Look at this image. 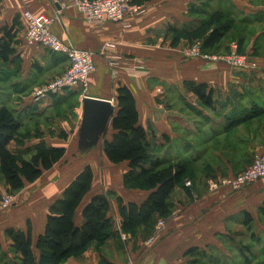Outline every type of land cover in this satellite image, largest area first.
<instances>
[{
    "label": "crops",
    "instance_id": "crops-1",
    "mask_svg": "<svg viewBox=\"0 0 264 264\" xmlns=\"http://www.w3.org/2000/svg\"><path fill=\"white\" fill-rule=\"evenodd\" d=\"M141 4L146 11L121 26L89 23L70 0H0V41L10 27L14 35L13 53L7 59L0 55V105L13 109L23 123L21 142L12 145L17 142L13 140L9 146L24 150L44 142L66 147L60 161L34 182L26 181L17 192L9 190L0 171V199L7 193L16 197L12 207L0 212L2 248H9L5 230L11 226L24 230L31 226L35 243L44 231L50 204L89 164L94 181L83 204L95 194L112 191L109 215L115 233L104 244L94 242L63 264H102L103 256L116 264H264V178L238 191L209 186L210 179L240 173L264 150V113L232 121L252 106L264 107V82H256L264 76V45L260 52L257 42L264 36V28L248 37L249 28H242L240 38H226L219 50L226 51L236 42L238 48L240 45L257 58L258 73L234 69L224 62H205L185 52L202 43L196 28L206 21L210 10L227 5L237 23L251 24L261 9L252 6L253 0H146ZM26 9L56 16L51 24L54 33L72 45L97 52V70L86 91L66 90L39 103L32 101L33 89L61 74L70 61L64 53L26 41L22 19ZM107 41L114 42L121 55L115 75L99 53ZM186 81L212 88L213 106L203 104ZM124 85L135 97L139 123L154 142L155 152L187 161L186 178L170 197L171 217L157 235L156 227L152 234L137 238L121 230L117 197L140 203L150 190L124 187L128 161L114 163L103 149L104 140L114 133L112 125L90 150H80L78 145L84 97L109 99L116 113L117 88ZM74 98L75 105L67 110ZM70 149L81 154L77 165L61 168ZM186 180L191 181L190 186ZM83 204L76 212L77 224L83 221ZM191 248L194 250L187 253Z\"/></svg>",
    "mask_w": 264,
    "mask_h": 264
},
{
    "label": "trees",
    "instance_id": "trees-1",
    "mask_svg": "<svg viewBox=\"0 0 264 264\" xmlns=\"http://www.w3.org/2000/svg\"><path fill=\"white\" fill-rule=\"evenodd\" d=\"M144 1L133 0L138 4ZM208 14L206 21L196 28L202 40L201 49L208 53L219 52L238 20L228 8L213 9ZM12 28L7 29L0 41V55L4 59L14 51L11 47L14 36ZM239 51L244 52L240 45ZM186 86L203 104L213 106V89L206 83L186 81ZM117 92L118 110L112 120L114 133L111 139L104 140L103 149L114 163L128 161L129 170L124 174L126 188L150 190L140 203L125 202L122 197H117L122 217L121 230L137 238L139 234H152L159 219L171 215L173 205L170 197L177 185L186 178L187 161L157 154L154 142L139 123V112L132 91L124 85L119 86ZM262 113L263 106H252L232 121H246ZM22 125L13 109L0 105V171L11 192L21 190L26 181L34 182L40 178L44 170L51 169L66 153V147L50 146L44 142L24 150L11 149L10 143L20 140ZM93 181L94 171L88 164L67 184L61 196L50 204L44 231L35 243L31 226L27 230L7 227L5 236L9 248L4 250L0 243V264H63L71 256L83 253L92 243L102 245L110 239L115 233L113 219L109 215L113 192L95 194L83 204ZM82 204L83 221L77 224L76 212ZM192 250L194 248L187 253ZM102 264L116 263L103 256Z\"/></svg>",
    "mask_w": 264,
    "mask_h": 264
},
{
    "label": "built area",
    "instance_id": "built-area-1",
    "mask_svg": "<svg viewBox=\"0 0 264 264\" xmlns=\"http://www.w3.org/2000/svg\"><path fill=\"white\" fill-rule=\"evenodd\" d=\"M85 19L91 24L113 22L121 26L129 23V19L138 16L146 11L142 4L133 0H70ZM56 16L45 13H34L26 9L22 14L25 39L29 44H40L53 52L64 53L69 58V66L52 80L36 86L32 91V101L39 103L51 95H59L66 90H87L92 74L97 70V52L91 49L80 48L64 41L51 29V24ZM202 43L197 42L188 47L185 52L189 56H200L205 62H224L234 69L248 72L259 69L256 57L239 51L238 44L233 42L229 51L203 52ZM116 45L112 41H107L101 48L100 54L107 58L111 72L117 73V65L120 57L115 51ZM264 178V150L255 154L252 163L243 171L232 176H222L209 180L210 188L227 187L231 190H242L246 186ZM187 186L191 185L190 180H186ZM14 202L12 195H4L0 199V212L8 210ZM159 219L155 235L159 234L168 219Z\"/></svg>",
    "mask_w": 264,
    "mask_h": 264
},
{
    "label": "water",
    "instance_id": "water-1",
    "mask_svg": "<svg viewBox=\"0 0 264 264\" xmlns=\"http://www.w3.org/2000/svg\"><path fill=\"white\" fill-rule=\"evenodd\" d=\"M115 115L113 102L109 99L85 96L83 116L79 130V149L90 150L112 125Z\"/></svg>",
    "mask_w": 264,
    "mask_h": 264
},
{
    "label": "rangeland",
    "instance_id": "rangeland-1",
    "mask_svg": "<svg viewBox=\"0 0 264 264\" xmlns=\"http://www.w3.org/2000/svg\"><path fill=\"white\" fill-rule=\"evenodd\" d=\"M252 6L261 9V11L258 12L259 15H258L257 19H254L255 21L251 22V24H247V23H245V21H242V22L240 21L239 22L240 24L237 23L236 25H234V27L227 34V38L228 39H232L233 40V39L240 38L239 36L243 33V31H242L243 29L242 28H245V30H247L249 28L248 32L246 31L247 32V35L245 37H248L250 35H253L256 31H259V29H263L264 28V20H263L264 19V9H263L264 8V0H253ZM223 7L225 9L229 8L227 5H224ZM258 18H260V19L258 20ZM260 37H259V39H257V40H259V41H257V42H259V44H258L259 45L258 46L259 47L258 50L260 52H262V46L264 45V36L261 34ZM229 50H230V48L228 50H226V51H229ZM242 53H246V54H249V55L253 56L252 54L247 53V52H242ZM242 71H245V70H242ZM258 71H259V69L258 70H255V71H251V73H258ZM246 72H248V71H246ZM256 82H264V76L259 77V79H257ZM75 103H76V99L74 98V99H72L68 103L67 110L72 109L73 106L75 105ZM60 114H61V112H60ZM63 115L64 114H62L61 117ZM16 141L17 142H13L12 145L18 144L20 140L18 139ZM263 144H264V142H263ZM79 156H81V154L78 153L77 150L70 149L68 151V157L65 159L64 163L61 164V168L74 167L75 165H77V162H75V161L79 158ZM253 159H254V157H253ZM253 159H252V161H253ZM9 194L10 193H7V195H9ZM1 197H3V196H1ZM15 198H14V200H15ZM113 198H115V196H113Z\"/></svg>",
    "mask_w": 264,
    "mask_h": 264
}]
</instances>
